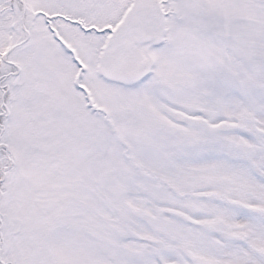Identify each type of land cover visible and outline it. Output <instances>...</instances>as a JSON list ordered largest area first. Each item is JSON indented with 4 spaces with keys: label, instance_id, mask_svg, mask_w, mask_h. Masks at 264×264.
<instances>
[{
    "label": "snow or ice",
    "instance_id": "snow-or-ice-1",
    "mask_svg": "<svg viewBox=\"0 0 264 264\" xmlns=\"http://www.w3.org/2000/svg\"><path fill=\"white\" fill-rule=\"evenodd\" d=\"M0 264H264V0H0Z\"/></svg>",
    "mask_w": 264,
    "mask_h": 264
}]
</instances>
